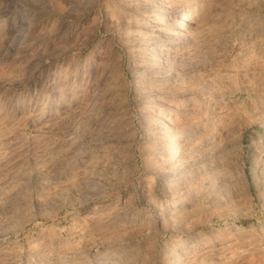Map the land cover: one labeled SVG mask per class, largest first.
<instances>
[{"label": "rangeland", "instance_id": "obj_1", "mask_svg": "<svg viewBox=\"0 0 264 264\" xmlns=\"http://www.w3.org/2000/svg\"><path fill=\"white\" fill-rule=\"evenodd\" d=\"M0 264H264V0H0Z\"/></svg>", "mask_w": 264, "mask_h": 264}, {"label": "bare ground", "instance_id": "obj_2", "mask_svg": "<svg viewBox=\"0 0 264 264\" xmlns=\"http://www.w3.org/2000/svg\"><path fill=\"white\" fill-rule=\"evenodd\" d=\"M194 16V14H193V11L191 10V9H189L187 12H185L183 15H182V17L180 18V20L178 21V23H177V26H176V28H175V30H174V32L176 33V34H181L183 31H185L186 29H187V27L189 26V24H190V20H191V18ZM58 105H59V107L61 108V109H66V108H69V107H71V104L70 103H68V102H61V103H58ZM172 113H170L169 114V117L165 120V121H169V119H171V117H172ZM168 124H171V122L170 123H166V122H164L163 123V125L164 126H166L167 125V128L169 129V125ZM162 125V123H161V126H163ZM163 128V127H162ZM166 128V127H165ZM160 129H161V127H160ZM172 129V128H171ZM163 130V129H162ZM164 130H166V129H164ZM167 131V130H166ZM170 131V132H169ZM172 130H168V132L170 133V134H174V133H176L175 131H173V132H171ZM168 133V134H169ZM163 134V133H162ZM167 134V135H168ZM169 134V135H170ZM177 134V133H176ZM165 135V134H164ZM171 139H173V138H171ZM174 141H173V143L171 144V146L169 145V149L170 148H172L173 149V151H172V153H170L169 154V156L168 157H171V158H175L177 155H178V153H179V151H180V146H179V142H178V136H176V137H174V139H173ZM164 142V141H163ZM185 201L186 200H176V201H174L173 202V204H172V206L170 207V209L171 210H173V211H177L179 208H180V206L182 207V206H185L186 204H185ZM176 213V212H175ZM174 213V214H175ZM177 213H178V211H177ZM179 214V213H178ZM161 223H162V220L160 221ZM157 224V223H156ZM161 225V224H160ZM158 226V225H157ZM161 226H163V223H162V225ZM160 228V227H159Z\"/></svg>", "mask_w": 264, "mask_h": 264}]
</instances>
